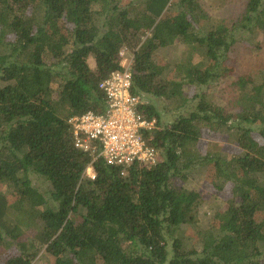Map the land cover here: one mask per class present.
<instances>
[{"label": "trees", "instance_id": "16d2710c", "mask_svg": "<svg viewBox=\"0 0 264 264\" xmlns=\"http://www.w3.org/2000/svg\"><path fill=\"white\" fill-rule=\"evenodd\" d=\"M239 32L264 34V0H246L231 25L200 0H0V184L16 199L0 191V264H31L41 249L48 264H264V68L237 78L232 112L195 93L190 111L142 134L156 163L124 175L97 157L90 179L92 156L74 146L69 123L104 111L98 84L120 69L124 46L134 53L132 93L171 98L227 74ZM175 41L207 63H178L170 70L180 78L169 76L155 55ZM143 100L139 112L160 122ZM202 126L239 152L199 153ZM195 165L216 190L228 185L229 197L213 215L218 224L193 239L181 231L194 223L199 193L184 182ZM29 174L50 188L39 191ZM8 208L40 222L32 241L7 221Z\"/></svg>", "mask_w": 264, "mask_h": 264}, {"label": "rangeland", "instance_id": "374dc122", "mask_svg": "<svg viewBox=\"0 0 264 264\" xmlns=\"http://www.w3.org/2000/svg\"><path fill=\"white\" fill-rule=\"evenodd\" d=\"M200 2L207 10L211 19L231 25L242 13L246 0H200ZM145 37L146 34L142 39ZM123 49H125V57H129L133 52L132 48L128 45L124 46ZM155 57L160 63L169 64V76L172 77L173 74V78L176 79L180 78L178 76L179 73L175 75L170 70V67L174 68L178 63L188 64V61L201 63L202 66L207 63L200 49L196 51L195 48L178 41L159 48ZM92 62L93 59L89 58L88 63L92 65ZM225 65L228 67L227 74H223L199 88H196L194 85H184L182 86L183 95L165 98L147 93L143 94V98H145L146 102L155 106L160 115V121L165 125H168L177 116L185 114L193 108L197 98L192 99V96L197 92L201 93L209 102L223 107L226 112H232L235 109V99L238 91L236 86L237 78L242 75L258 78V73L264 68V34L262 32H239L237 40L230 46L227 52ZM201 132V136L196 143V148L202 155L206 152L214 153L221 151L228 156L237 154L240 150L224 134L209 132L205 126L201 127ZM28 177L31 180V184L41 192L50 188L48 182L37 177L35 174H29ZM186 178L184 182L185 187L196 190L199 193V198L194 211V223L185 225L181 234L195 239L196 235L194 233L197 230L196 228L206 229L210 223L218 224L213 215L223 208L225 204L224 200L229 197V186L226 185L220 191L216 190L211 183L212 179L207 167L200 165H195L188 170ZM0 191L6 193L9 202L16 200L12 193H7L5 184H0ZM6 218L7 221H16L26 228L28 241H32L34 234L41 226L38 220L26 218L21 211L13 208H8ZM195 247L199 249V246L196 245ZM168 248L170 249L169 244ZM31 264H48V259L43 255V249L38 252Z\"/></svg>", "mask_w": 264, "mask_h": 264}, {"label": "built area", "instance_id": "2783aa9c", "mask_svg": "<svg viewBox=\"0 0 264 264\" xmlns=\"http://www.w3.org/2000/svg\"><path fill=\"white\" fill-rule=\"evenodd\" d=\"M119 51L120 69H116L98 84L105 98V109L100 113L86 111L69 119L74 146L91 156L85 174L94 178L92 161L101 157L107 164L120 169L124 175L129 167L136 164L152 166L159 155L157 149L145 141L146 131L161 130L165 124L155 117L146 119L139 112L144 104L143 95L131 91V65L134 53L124 56ZM168 126V125H165Z\"/></svg>", "mask_w": 264, "mask_h": 264}]
</instances>
